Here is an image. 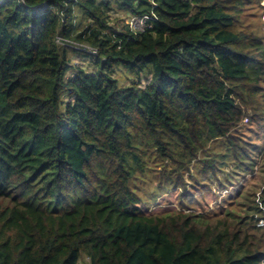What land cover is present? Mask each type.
Segmentation results:
<instances>
[{
	"label": "trees",
	"instance_id": "16d2710c",
	"mask_svg": "<svg viewBox=\"0 0 264 264\" xmlns=\"http://www.w3.org/2000/svg\"><path fill=\"white\" fill-rule=\"evenodd\" d=\"M261 1L0 0V264H262L264 184L244 215L184 211L201 176L256 164Z\"/></svg>",
	"mask_w": 264,
	"mask_h": 264
},
{
	"label": "rangeland",
	"instance_id": "374dc122",
	"mask_svg": "<svg viewBox=\"0 0 264 264\" xmlns=\"http://www.w3.org/2000/svg\"><path fill=\"white\" fill-rule=\"evenodd\" d=\"M250 15L245 18V22H248L252 28L258 31L260 37L264 38V0L260 2L259 6H255L254 8H249L247 11ZM114 16H119L118 14H114ZM123 23V22H122ZM264 40V39H263ZM71 55V69L73 70V66H75L78 61L81 64L87 66L88 69L91 70V66L89 65V57L82 55ZM117 78L122 82L125 80V77L121 73H117ZM142 85L147 83L146 79H141ZM251 111H247L245 115L242 117L241 126H242V134L243 136H251L252 139H249L250 142H255L256 140L258 144V157L256 164L254 166L253 171H249L247 169L242 168H234L228 167V170L236 171L235 173L230 172V174L225 175L222 173L218 176V178H210L206 176H201L200 179L204 182L201 188L193 189L191 186L187 188L185 191V195L187 196V200H189V204H191V208L189 210L185 209V212H211V213H219L221 214L223 209L226 207L228 201L237 198L239 200V213L244 215V211L246 209L245 205L247 203V199L244 197H239L238 195L243 193H253L258 192L259 188L264 184V131H262V126L259 124H252L250 118ZM252 128V129H250ZM215 146V143L214 145ZM217 151V148L214 149ZM203 155V154H202ZM229 163L223 162L222 166L226 167ZM155 168L159 167L158 164ZM150 182L149 185H153L156 182V177L153 171L149 175ZM147 184V183H146ZM146 185H141V191H144ZM147 190V189H146ZM179 190V189H177ZM170 193V190L165 191L164 194ZM168 205L163 201L162 195L158 196L155 201H153L149 205L148 212H158L160 209L167 207ZM175 207L181 210L179 205H175ZM253 218L256 219V214L253 215ZM263 247H264V237H263Z\"/></svg>",
	"mask_w": 264,
	"mask_h": 264
},
{
	"label": "built area",
	"instance_id": "2783aa9c",
	"mask_svg": "<svg viewBox=\"0 0 264 264\" xmlns=\"http://www.w3.org/2000/svg\"><path fill=\"white\" fill-rule=\"evenodd\" d=\"M152 18H155V15H149V14H144V15H132L129 18V26L136 28L140 33L144 32L146 27H149V20ZM136 33V32H135ZM58 43H66L70 41L62 40L60 38L57 39ZM89 52L94 53L95 50L94 48H89ZM264 225V218H258L257 220V226H263Z\"/></svg>",
	"mask_w": 264,
	"mask_h": 264
},
{
	"label": "clouds",
	"instance_id": "9594fccd",
	"mask_svg": "<svg viewBox=\"0 0 264 264\" xmlns=\"http://www.w3.org/2000/svg\"><path fill=\"white\" fill-rule=\"evenodd\" d=\"M257 201H258L259 205H261L258 199H257ZM258 218H264V217H259V216L256 215V220H258ZM259 227H262V226H259ZM262 264H264V261L262 262Z\"/></svg>",
	"mask_w": 264,
	"mask_h": 264
}]
</instances>
